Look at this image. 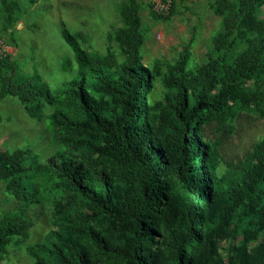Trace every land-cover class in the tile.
Returning <instances> with one entry per match:
<instances>
[{
    "label": "rangeland",
    "instance_id": "1",
    "mask_svg": "<svg viewBox=\"0 0 264 264\" xmlns=\"http://www.w3.org/2000/svg\"><path fill=\"white\" fill-rule=\"evenodd\" d=\"M10 1L14 8L9 18L0 4V39L9 51L6 59L21 76L40 75L53 95L77 69L61 36L63 29L92 57L112 55L116 64L123 62L125 55L115 35L122 27L121 4L127 0ZM135 1L142 37L140 62L153 74L146 97L149 119L158 126L166 122L161 117L165 118L162 115L177 92L173 80L184 78L189 105L205 89L221 16L215 10V0H172V14L161 18L154 16L151 0ZM257 17L264 22V5L257 10ZM250 37H236L228 62L245 49ZM180 61H184L182 68ZM87 78L99 107L111 118L118 115L120 109L104 91L102 80L89 74ZM112 86L119 88L116 81ZM235 91L246 99H229L222 105L223 117L203 124L200 132L201 140L211 144L218 156L213 195L199 209L200 224L194 228L200 241L177 247L185 233L188 194L180 185L173 152L165 146L160 157L165 196L157 201L156 211L148 209L144 214V228L150 233L138 256L143 264H264V181L255 180L251 188L242 185L243 179H254L255 167L262 159L257 146L264 141V106L258 100L264 95V71L241 80ZM54 109V104L46 102L38 116L30 117L17 97L0 100V153L28 151L21 181L34 195L30 200L18 199L8 188V180H0V221L19 218L26 223L24 235H13L0 247V264H67L55 258L54 244L61 247L68 264H79L76 255L80 250L92 264H133L118 254L128 235V222L59 180L50 160L56 152L67 151L77 160L105 170L112 184L114 212L115 199L128 190L126 177L137 178L143 166L126 169L95 153L94 147L101 144L99 137L83 134L78 149H68L50 124ZM61 110L71 120L82 118L74 104L65 103ZM198 167L197 161L194 169ZM89 233L97 236V241Z\"/></svg>",
    "mask_w": 264,
    "mask_h": 264
},
{
    "label": "trees",
    "instance_id": "2",
    "mask_svg": "<svg viewBox=\"0 0 264 264\" xmlns=\"http://www.w3.org/2000/svg\"><path fill=\"white\" fill-rule=\"evenodd\" d=\"M0 4L7 17H11L13 2L0 0ZM262 5L264 0H215V10L221 16V29L213 39L209 55L208 83L195 95L194 103L189 105L184 78L173 80L177 92L169 109L162 115L165 118L161 117L166 122L158 126L149 119L150 108L146 97L152 87L153 74L140 62L142 37L139 5L135 0H127L120 7L122 27L115 39L125 55L121 64H116L112 55L92 57L80 48L68 30L61 31L63 40L73 53L77 69L74 77L55 95L42 84L40 75L21 76L8 59L0 60V100L17 97L30 117L38 116L44 103L54 104L50 124L68 149H78V139L83 134L99 137L101 144L94 147L95 153L126 169L143 166L137 178L126 177L128 190L115 199L114 212L110 204L112 184L105 170L95 169L90 166L91 163H83L67 151L56 152L50 160L59 180L77 189L89 202L128 222V235L118 254L129 262L143 264L138 256L141 244L150 233L148 228H144V214L148 209L156 211L157 201L165 196L160 183L164 165L160 157L165 146H170L173 152L180 185L188 194L185 233L177 242V247L200 241L201 237L194 232V228L200 224L199 209L209 203L213 195V176L218 166L216 151L211 144L201 140L200 132L203 124L223 117L222 105L229 99H246L245 94L235 91L241 80L257 77L264 71V22L257 17V10ZM172 12L173 2L168 15ZM247 34L251 37L247 38L245 49L228 62L236 37ZM178 65L182 68L184 61L178 62ZM111 68L114 69L109 72ZM88 74L102 80L104 91L112 96L115 106L120 109L118 115L111 118L99 107L90 92ZM114 75L117 76L115 80L112 78ZM114 81L119 88L112 86ZM217 87V92L210 94ZM258 101L264 106V95ZM65 103L74 104L82 118H67L61 110ZM168 116L170 119H167ZM257 149L262 157L258 160L260 166L255 167L258 172L254 174V179L248 177L242 180V185L249 188L255 180L264 181V174H261L264 141L258 144ZM27 152L0 153V180H8V188L16 198L30 200L34 199V195L27 192L21 181ZM197 161L199 167L195 170ZM25 229L26 223L19 218L1 220L0 247L8 242L9 237L24 235ZM89 236L97 241L94 234L89 233ZM53 249L52 253L59 262L69 263L59 245L54 244ZM76 256L79 264H92L85 251L80 250Z\"/></svg>",
    "mask_w": 264,
    "mask_h": 264
},
{
    "label": "built area",
    "instance_id": "3",
    "mask_svg": "<svg viewBox=\"0 0 264 264\" xmlns=\"http://www.w3.org/2000/svg\"><path fill=\"white\" fill-rule=\"evenodd\" d=\"M153 13L157 16H167L170 12L172 0H151ZM8 47L0 39V60L8 55Z\"/></svg>",
    "mask_w": 264,
    "mask_h": 264
}]
</instances>
